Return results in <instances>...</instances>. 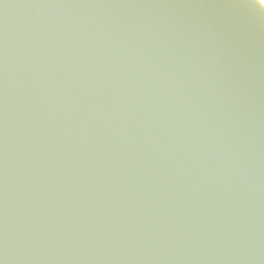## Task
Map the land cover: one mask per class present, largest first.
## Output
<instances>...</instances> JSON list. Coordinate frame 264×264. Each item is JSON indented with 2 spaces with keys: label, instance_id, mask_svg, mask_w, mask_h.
<instances>
[{
  "label": "water",
  "instance_id": "1",
  "mask_svg": "<svg viewBox=\"0 0 264 264\" xmlns=\"http://www.w3.org/2000/svg\"><path fill=\"white\" fill-rule=\"evenodd\" d=\"M0 264H264V5L0 0Z\"/></svg>",
  "mask_w": 264,
  "mask_h": 264
},
{
  "label": "snow or ice",
  "instance_id": "2",
  "mask_svg": "<svg viewBox=\"0 0 264 264\" xmlns=\"http://www.w3.org/2000/svg\"><path fill=\"white\" fill-rule=\"evenodd\" d=\"M261 5H264V0H258Z\"/></svg>",
  "mask_w": 264,
  "mask_h": 264
}]
</instances>
